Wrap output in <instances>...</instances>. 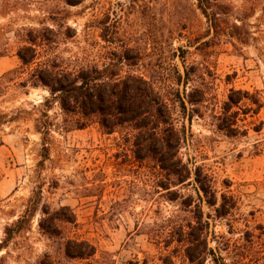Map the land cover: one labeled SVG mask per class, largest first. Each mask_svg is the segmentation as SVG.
Instances as JSON below:
<instances>
[{
    "label": "rangeland",
    "instance_id": "1",
    "mask_svg": "<svg viewBox=\"0 0 264 264\" xmlns=\"http://www.w3.org/2000/svg\"><path fill=\"white\" fill-rule=\"evenodd\" d=\"M199 6L0 0V75L20 67L28 30L60 37L65 56L85 50L108 62L126 48L123 71L158 76L176 127L184 126L178 157L210 186L205 197L192 175L179 184L152 161L133 162L124 133L97 123L52 131L45 150L31 109L48 92L11 83L0 97V264H191L179 227L192 233L186 224L200 212L214 256L199 264H264V0L203 1L208 19ZM185 68L186 86L176 83ZM59 113L47 114L58 123ZM71 242L94 255H68Z\"/></svg>",
    "mask_w": 264,
    "mask_h": 264
},
{
    "label": "trees",
    "instance_id": "2",
    "mask_svg": "<svg viewBox=\"0 0 264 264\" xmlns=\"http://www.w3.org/2000/svg\"><path fill=\"white\" fill-rule=\"evenodd\" d=\"M83 1L66 0V3L75 6ZM196 1L200 2L199 8L208 19L210 15L202 8V3L204 1L209 4L210 0ZM34 32L28 30L24 40L19 38V43L24 44L16 52L20 67L0 75V97L6 93L11 83L22 90L40 88L48 92V97L38 105H32L31 109L39 114L34 120L33 129L42 136L45 150L46 139L52 131L83 130L97 123L107 134L116 131L124 133L125 147L131 151L133 162L143 165L146 161H152L157 167L156 173L164 174L168 181L172 179L179 184L187 182L192 175L194 183L204 196L210 194V186L199 170L195 168L191 173L188 165L183 164L178 157L184 138V126L181 130L176 127L167 99L158 89V76L147 78L139 73H125L123 61H128L129 58L124 47L121 52L116 49L108 53V62L101 61L99 54L92 59L85 50L81 54L65 56L58 52L60 37L51 40L47 37L46 30L43 33L37 32L39 35H34ZM73 37L68 34L66 36L68 39ZM99 38L115 45L106 40L103 29ZM4 56L5 52H0V58ZM188 78L185 68L182 76L178 74L176 83L182 82L186 86ZM172 91L178 95V90ZM180 103L184 108L183 101L180 100ZM54 106L60 112L58 123L53 122L47 114ZM223 111H229V98ZM23 112L28 113L25 110ZM2 117L0 114V118ZM1 124L0 122V127ZM164 189L168 190L169 187ZM195 219V225L186 224L193 232L184 233V226H180V238L177 240L187 242L185 256L191 264H199L208 255L214 256L204 238L208 229L207 222H203L201 212ZM69 244L71 245L66 248L68 255L79 258L94 255L91 247L83 253L82 243Z\"/></svg>",
    "mask_w": 264,
    "mask_h": 264
}]
</instances>
